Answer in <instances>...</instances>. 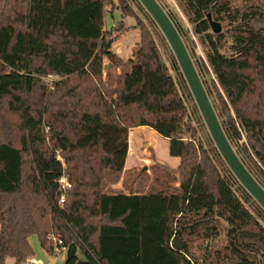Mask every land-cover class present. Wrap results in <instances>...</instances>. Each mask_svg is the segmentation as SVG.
<instances>
[{
  "label": "trees",
  "instance_id": "trees-1",
  "mask_svg": "<svg viewBox=\"0 0 264 264\" xmlns=\"http://www.w3.org/2000/svg\"><path fill=\"white\" fill-rule=\"evenodd\" d=\"M159 1L264 187V0ZM107 2L0 0V264H31V237L51 249V234L67 247L63 264H264V210L219 153L138 0L115 5L141 30L131 68L105 73L106 57L124 65ZM139 126L169 139L178 166L155 162L152 183L105 191L126 172ZM64 173L72 187L61 203Z\"/></svg>",
  "mask_w": 264,
  "mask_h": 264
},
{
  "label": "rangeland",
  "instance_id": "rangeland-1",
  "mask_svg": "<svg viewBox=\"0 0 264 264\" xmlns=\"http://www.w3.org/2000/svg\"><path fill=\"white\" fill-rule=\"evenodd\" d=\"M165 2V1H164ZM119 3V0H112V2L106 4L105 14H104V23L105 28L111 29L114 28V35H117V38L113 41L112 51L116 53L117 57L123 61V67L119 66L117 62H114L110 58L104 59V64L108 65V71L112 74H117L123 71L130 70L131 63L134 61V50L137 43L141 38V30L136 24L135 17L128 15L123 17L122 12L119 9H115V5ZM135 11L138 12L136 7H133ZM143 19V15L138 12ZM145 24L148 25V21L145 20ZM105 67V66H104ZM46 132H49V128H45ZM145 134V132H141ZM160 135V134H159ZM155 139L152 137L143 135L141 141L135 138V146L132 150L126 161V166L128 167L119 179L118 182L112 183L113 185L118 184L113 188V186L107 187L105 191L114 192V191H130L131 185L133 189L137 184L139 185H148L152 183L153 177L155 175L152 166L155 162H162L168 164L172 167L177 166L178 157L170 155L169 152V142L163 136H155ZM2 134L0 135V139ZM150 142V143H148ZM147 143L145 146L143 144ZM150 145V146H149ZM155 150H153V148ZM61 160L63 161L65 170H66V160L63 154L60 155ZM172 158L174 161H172ZM173 162V163H172ZM135 165V166H134ZM146 170V173H141V170ZM68 171V170H67ZM157 173V172H156ZM58 236V235H55ZM52 234L48 236L52 244L51 249L47 247H42L37 236L31 237V244L34 249V257H32L31 264H63L66 258V251L59 248L56 245V241L53 239ZM81 254V253H79ZM6 264H16L14 259L9 258ZM30 264V263H29Z\"/></svg>",
  "mask_w": 264,
  "mask_h": 264
},
{
  "label": "water",
  "instance_id": "water-1",
  "mask_svg": "<svg viewBox=\"0 0 264 264\" xmlns=\"http://www.w3.org/2000/svg\"><path fill=\"white\" fill-rule=\"evenodd\" d=\"M138 1L150 14L173 51L206 128L219 153L238 181L264 210V187L246 167L227 137L191 54L169 13L159 0ZM208 19L214 32L222 30L221 23L213 20L210 14ZM108 68V65H105L104 69L106 71L109 70ZM173 245L180 249L183 247V242L181 239L176 238L173 241Z\"/></svg>",
  "mask_w": 264,
  "mask_h": 264
},
{
  "label": "crops",
  "instance_id": "crops-1",
  "mask_svg": "<svg viewBox=\"0 0 264 264\" xmlns=\"http://www.w3.org/2000/svg\"><path fill=\"white\" fill-rule=\"evenodd\" d=\"M145 132V134H143V133H141V132ZM143 135H147V136H150V137H152L151 139H155V141H157L156 140V138L157 137H155V136H161V135H159L154 129H152L151 127H148V126H139V127H136V128H134V129H132L131 131H130V133H129V149H128V156H127V159H128V157L130 156V154L133 152L132 150L134 149V144H135V138H137V140H140L141 141V137L143 136ZM166 140L169 142V139H167L166 138ZM148 143H150V142H148ZM147 143H145V144H143L144 146L146 145ZM150 146V145H149ZM151 148H153V147H151ZM153 150H155V148H153ZM127 159H126V161H127ZM172 161H174V159L172 158ZM179 162H180V158H179V160H177V166H178V164H179ZM173 163V162H172ZM168 165V164H167ZM135 166V165H134ZM170 166V165H169ZM176 167V166H175ZM125 168L127 169L128 167L126 166V164H125ZM116 186H119L118 184H115V185H113V188H115Z\"/></svg>",
  "mask_w": 264,
  "mask_h": 264
},
{
  "label": "built area",
  "instance_id": "built-area-1",
  "mask_svg": "<svg viewBox=\"0 0 264 264\" xmlns=\"http://www.w3.org/2000/svg\"><path fill=\"white\" fill-rule=\"evenodd\" d=\"M72 187V183L69 180L68 176L64 173L59 179V190H60V202L65 201L66 192ZM53 239L56 241V245L62 250H67V247L64 246L63 239L59 236H54Z\"/></svg>",
  "mask_w": 264,
  "mask_h": 264
}]
</instances>
